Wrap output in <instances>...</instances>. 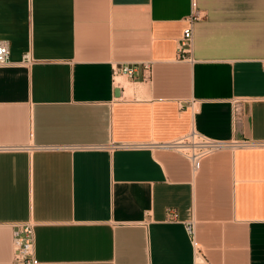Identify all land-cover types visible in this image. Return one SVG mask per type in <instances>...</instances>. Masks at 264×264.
<instances>
[{"label":"crops","instance_id":"1","mask_svg":"<svg viewBox=\"0 0 264 264\" xmlns=\"http://www.w3.org/2000/svg\"><path fill=\"white\" fill-rule=\"evenodd\" d=\"M0 42V264L28 221L39 264H194L190 224L205 264H264V146L197 173L175 152L111 147L192 130L264 143V0H0ZM124 64L135 79L116 85Z\"/></svg>","mask_w":264,"mask_h":264},{"label":"built area","instance_id":"2","mask_svg":"<svg viewBox=\"0 0 264 264\" xmlns=\"http://www.w3.org/2000/svg\"><path fill=\"white\" fill-rule=\"evenodd\" d=\"M200 17L199 13L193 14L188 19V27L185 29L183 39L181 40L179 54H190L193 45V24ZM34 61L30 54L24 57L23 64L30 65ZM10 64V48L6 42H0V67H5ZM264 69V62H263ZM145 78H152V67L149 65L144 66ZM114 82L118 85L117 78L124 76L129 79H135L136 67L124 64L114 68ZM242 112L241 103L235 101L233 103V113L235 117H239ZM264 146V143L257 144L253 142L244 143H230L221 142L211 139L196 130H192L189 134L178 138L176 140L165 143H123L113 144L111 147L122 150H166L175 152L184 157L192 167L194 173H197L202 166L204 160L210 157L212 154L235 147H256ZM88 149H95L90 147ZM177 212L169 208L167 210V220L169 222H175L177 220ZM14 228V259L12 264H39L36 257V224L33 221L16 223ZM189 234L191 235V242L194 251V264H205L206 255L199 242L196 241L195 234L193 233V225L190 224L187 227Z\"/></svg>","mask_w":264,"mask_h":264},{"label":"bare ground","instance_id":"3","mask_svg":"<svg viewBox=\"0 0 264 264\" xmlns=\"http://www.w3.org/2000/svg\"><path fill=\"white\" fill-rule=\"evenodd\" d=\"M118 79V78H117Z\"/></svg>","mask_w":264,"mask_h":264}]
</instances>
